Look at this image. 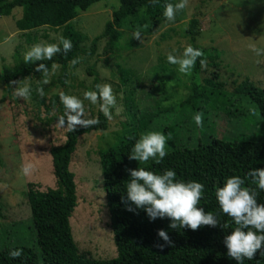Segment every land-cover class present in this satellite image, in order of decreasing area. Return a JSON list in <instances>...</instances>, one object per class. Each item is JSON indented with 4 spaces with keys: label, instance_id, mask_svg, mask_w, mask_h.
Returning a JSON list of instances; mask_svg holds the SVG:
<instances>
[{
    "label": "rangeland",
    "instance_id": "rangeland-1",
    "mask_svg": "<svg viewBox=\"0 0 264 264\" xmlns=\"http://www.w3.org/2000/svg\"><path fill=\"white\" fill-rule=\"evenodd\" d=\"M117 6L118 0L97 2L68 22L84 36L83 49L90 50L92 40L98 37L91 56H78L82 59L74 67L68 64V83L62 86L58 82L59 68L47 85L39 83L41 78L31 77V97L23 100L13 94L15 85L7 93L0 81V248L21 246L39 254L26 185H35L39 192L55 188L48 150L64 142L66 130L58 128L57 121H48L51 115H46L37 101L44 99L47 103L61 91L83 99L85 91L95 90L94 75L96 84H111L119 111L112 109L113 118H106V130L78 138L68 165L76 196L68 225L77 253L85 259L110 260L116 256L97 152L113 145L118 136L135 130L139 119L147 123L137 134L138 139L148 131L166 130L163 133L170 136L166 152L178 146L192 148L208 137L264 142V124L256 108L248 97L234 92L243 81L264 92V55L256 56L249 48L253 42L264 48V0H189L174 21L163 17L156 26H151L139 11L124 21L116 46L105 52L106 40L99 36ZM20 14L21 9L16 7L8 16L0 17V70L24 61V54L36 43H59L62 28H39L27 34L16 31L14 22ZM191 22L195 24L193 42L186 33ZM137 29L143 43L132 39ZM189 44L208 51L211 60H206V67L200 66L198 72L184 75L178 65L167 62V54L175 49V55H182ZM119 71L125 73L124 84ZM212 72L225 95L221 101L234 116L220 109L206 110L202 112L201 129L192 113L178 110L176 105L188 96L192 84L202 86ZM38 87L44 88L43 98L36 92ZM84 106L86 118H95L97 112L103 114L98 104L85 100ZM51 114L58 119L57 113ZM27 163L33 170L26 176L21 167ZM137 164L142 165L128 160L125 169Z\"/></svg>",
    "mask_w": 264,
    "mask_h": 264
},
{
    "label": "trees",
    "instance_id": "trees-1",
    "mask_svg": "<svg viewBox=\"0 0 264 264\" xmlns=\"http://www.w3.org/2000/svg\"><path fill=\"white\" fill-rule=\"evenodd\" d=\"M101 1L105 0H0V17L8 16L16 7L21 9L20 17L14 22L16 31L27 34L39 28H62L61 36L70 39L73 45L66 55L61 51L52 60L35 63L22 61L13 67H2L0 81L5 92L9 93L11 88L9 82L12 80H20L27 76L42 79V73L34 70L39 63L46 64L49 71L53 63L58 64L60 66L58 82L63 86L70 61L78 56H91L98 40V37L92 40L93 47L90 50L83 49L81 44L84 36L74 31L68 22L75 18L78 12H83ZM167 3L171 1L158 0L153 5L151 0H118L117 8L111 13L110 20L104 24L99 36L106 40L105 52H110L116 46L119 39L118 30L127 18L142 11L150 25L156 26L164 17V5ZM194 25V22H191L186 31L191 42L195 35ZM192 46L204 53L203 57L197 59L192 70L196 73L201 66L200 59L211 60V56L208 51ZM118 74L120 80L123 78L121 83L124 84L125 73L119 71ZM216 79V73L212 72L211 78L204 80L202 86L192 84L188 96L176 105L177 109L187 110L193 116L198 112L220 109L226 111L227 116H234L227 111L225 101H221L225 95L220 91V84ZM96 82L94 75V86ZM234 92L248 97L264 124V92L246 81L238 84ZM37 106H43L44 113L51 115L48 121H57L51 112L54 111L59 116L64 113V107L57 95L49 97L47 103L44 99L37 101ZM95 118L99 120L97 125L90 128L77 127L74 132L66 131L64 142L49 148L55 188L39 192L34 189L35 185H26L25 196L39 254L21 246L0 248V264H238L227 255L224 244L225 236L230 235L236 225L230 217L222 213L215 189L217 186L222 187L227 178L240 176L245 180L246 187L258 192V203L264 204V191H260L246 176L252 169H264V142L244 137L235 140L208 137L197 141L192 148L186 146L172 148L167 151L160 164L150 159L142 165L132 166L130 169L144 167L157 174H162L166 169L174 170L179 180L202 183L204 194L198 207L203 208L206 213L211 211L217 215L221 224L226 222L229 225L228 228L202 226L196 231L188 228L173 230L169 228L171 221L168 218L150 221L143 209H136L135 205L126 200L130 174L125 165L132 147L138 140L137 134L145 129L146 119H139V126L135 130L118 136L113 145L97 152L116 256L110 260H92L78 255L68 225V217L76 205L73 176L68 171V165L80 136L106 130V117L97 112ZM129 207L134 211H128ZM160 229L168 233L175 247L166 246L163 251L155 247L157 244L165 243L157 236ZM246 231L248 229H245ZM17 249L22 250V255L13 259L9 252ZM243 264H264V255L258 250L252 260L245 259Z\"/></svg>",
    "mask_w": 264,
    "mask_h": 264
},
{
    "label": "clouds",
    "instance_id": "clouds-1",
    "mask_svg": "<svg viewBox=\"0 0 264 264\" xmlns=\"http://www.w3.org/2000/svg\"><path fill=\"white\" fill-rule=\"evenodd\" d=\"M158 0H151L155 5ZM189 4V0H179L177 3H167L164 5L163 15L168 21H174L176 13L184 10ZM132 39L140 40L143 43L141 31L137 29L132 33ZM62 45V49H61ZM73 45L70 39L60 37L59 43L40 42L34 44L25 54V63H35L44 60H52L55 55L63 51L66 55L71 51ZM250 50L256 56L264 55V48L257 47L256 43L249 45ZM173 49L167 54V62L172 65H178V70L184 75H190L195 67L198 58L204 56V53L187 45L182 55H175ZM82 58L77 57L70 61V66L74 67L80 63ZM206 59H200L201 68L206 67ZM60 66L53 63L51 71L44 63H39L34 69L42 73V85L50 82V77ZM31 77L27 76L22 80H12L10 86L15 85L13 94L23 100L31 97ZM65 83H68L65 81ZM37 94L43 98L46 93L43 87L36 89ZM60 103L64 107L63 115L57 119L56 126L68 132H74L77 127L90 128L99 123L97 118H86L84 101L91 104L99 105V110L104 116L111 120L112 109L119 111L116 103V94L111 84H96L95 90L85 91L83 99L75 95L59 93ZM195 123L201 129L203 128V113H196L194 116ZM170 136L159 131H148L143 133L135 142L131 149L128 159L135 160L139 164L148 162L150 159L160 164L166 157V144ZM33 165L27 163L22 165L21 171L24 175L31 174ZM130 179L126 187V200L135 205L136 209H143L150 221L156 219L168 218L171 223L170 229L188 228L196 231L202 226L228 228L229 225L221 220L217 215L205 212L203 208L198 207L204 194V185L196 181L185 182L177 179L174 170H164L162 174L146 170L144 167L136 169H127ZM247 178L252 180L260 191H264V169H252L246 173ZM215 196L218 205L223 214L230 217L236 227L230 235L225 236L224 244L227 248V255L236 260L238 264H243L244 260H252L258 250L264 255V204L258 203V192L245 186V180L240 176H232L226 179L222 187L217 186ZM128 211H134L131 207ZM245 229L248 231L245 232ZM157 236L162 239L164 244H157L160 251L167 247H175L168 233L160 229ZM22 250H12L9 256L13 259L21 257Z\"/></svg>",
    "mask_w": 264,
    "mask_h": 264
}]
</instances>
